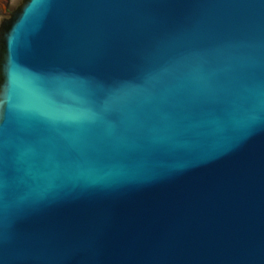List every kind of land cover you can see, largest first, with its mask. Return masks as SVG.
<instances>
[{"label": "water", "instance_id": "obj_1", "mask_svg": "<svg viewBox=\"0 0 264 264\" xmlns=\"http://www.w3.org/2000/svg\"><path fill=\"white\" fill-rule=\"evenodd\" d=\"M0 0V264H264V0Z\"/></svg>", "mask_w": 264, "mask_h": 264}, {"label": "rangeland", "instance_id": "obj_2", "mask_svg": "<svg viewBox=\"0 0 264 264\" xmlns=\"http://www.w3.org/2000/svg\"><path fill=\"white\" fill-rule=\"evenodd\" d=\"M11 2L10 3H12V2H14L15 0H10Z\"/></svg>", "mask_w": 264, "mask_h": 264}]
</instances>
